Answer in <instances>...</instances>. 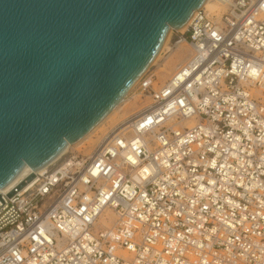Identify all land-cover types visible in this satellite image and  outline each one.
I'll list each match as a JSON object with an SVG mask.
<instances>
[{"label":"built area","instance_id":"obj_1","mask_svg":"<svg viewBox=\"0 0 264 264\" xmlns=\"http://www.w3.org/2000/svg\"><path fill=\"white\" fill-rule=\"evenodd\" d=\"M212 1L91 154L0 190V264H264V0Z\"/></svg>","mask_w":264,"mask_h":264},{"label":"water","instance_id":"obj_2","mask_svg":"<svg viewBox=\"0 0 264 264\" xmlns=\"http://www.w3.org/2000/svg\"><path fill=\"white\" fill-rule=\"evenodd\" d=\"M204 1L0 0V188L85 136Z\"/></svg>","mask_w":264,"mask_h":264},{"label":"rangeland","instance_id":"obj_3","mask_svg":"<svg viewBox=\"0 0 264 264\" xmlns=\"http://www.w3.org/2000/svg\"><path fill=\"white\" fill-rule=\"evenodd\" d=\"M175 33L176 31L173 28V30H171L170 38L164 52L160 57H158L159 59L156 57L157 61L155 59V62L153 61V63L149 67L153 68L156 73V85L163 84L165 81H167L176 70V67L180 65L178 63H182V59L187 57L189 54L190 47L187 43L180 46H171ZM136 85L137 84L131 87L127 95L133 90ZM124 100L125 98L118 104L119 106L116 109L111 111V113L95 129H93L94 131H91V133L88 134L87 137H85L79 143H76L77 141L75 143H72V146L68 151L69 154L79 153L80 155H84L85 153H88L94 143L99 141L104 131H108L121 120L135 113L137 110L144 106V103L146 101V99L141 98L140 96L135 94L134 91L131 92L126 101ZM107 212L112 216L111 210H108Z\"/></svg>","mask_w":264,"mask_h":264},{"label":"bare ground","instance_id":"obj_4","mask_svg":"<svg viewBox=\"0 0 264 264\" xmlns=\"http://www.w3.org/2000/svg\"><path fill=\"white\" fill-rule=\"evenodd\" d=\"M211 3H213V4H211ZM202 7H206L207 9H209V10H211V11H213V12H218L219 14L220 13H222V12H224L225 11V9H226V4L223 2V1H218V2H215V1H212V0H205L204 1V3L202 4ZM218 8V9H217ZM191 19V18H190ZM190 19L185 23V25L182 27V28H180L179 30L180 31H184L185 29H186V27H187V25H188V23H189V21H190ZM171 30H173V28L171 27V29H170V32H169V34H168V36H167V38H166V40H165V42H164V44H163V46H162V48L159 50V52L157 53V55L154 57V59L151 61V63L149 64V66L145 69V71L150 67V65L153 63V61L156 59V57L158 58V57H160L161 56V54L164 52V50H165V47L167 46V43H168V41H169V38H170V34H171ZM159 59V58H158ZM186 59V58H185ZM184 59V60H185ZM156 61H157V59H156ZM155 62V61H154ZM181 64V63H180ZM178 67H176V69H177ZM145 71L137 78V80L134 82V84L131 86V87H133L135 84H137L138 83V81H139V79L141 78V76L145 73ZM136 87V86H135ZM134 87V88H135ZM134 88H133V90H134ZM131 89V88H130ZM129 89V90H130ZM129 90L126 92V94H125V96H124V98H125V100H126V97L133 91H131L128 95H127V93L129 92ZM123 98V99H124ZM123 99H121L120 101H118L114 106H113V108H111V110L105 115V117L98 123V124H96L85 136H83L81 139H79V141H77L76 143H79L80 141H82L85 137H87L88 136V134L89 133H91V131H94L93 129H95L110 113H111V111H113L114 109H116L119 105V103L121 102V101H123ZM124 100V101H125ZM142 108V107H141ZM140 108V109H141ZM139 109V110H140ZM138 111V110H137ZM106 133H107V131H104V133H103V135L105 136L106 135ZM102 135V136H103ZM102 136L100 137V139L102 138ZM99 139V140H100ZM98 142V141H97ZM97 142L96 143H94V145L92 146V148L90 149V151L88 152V153H85L84 155L86 156V155H89V154H91V152H92V150H93V148H94V146L97 144ZM71 146H72V143H68V146L66 147V149L59 155V156H57L56 158H54L51 162H53V161H55V160H57L59 157H61L62 155H64L65 153H67L68 151H69V149L71 148ZM51 162H49V163H51ZM49 163L48 164H46L45 166H43V167H41V168H39L38 170H33L29 165H25L23 168H22V170L15 176V178L14 179H12L7 185H5L3 188H0V190H9L11 187H13V185L15 184V183H17L18 181H20V180H22V179H24V178H27L31 173H34V172H42V171H44L46 168H47V166L49 165ZM26 180V179H25ZM34 180V179H33ZM32 180V181H33ZM32 181H30V182H28V184L29 183H31ZM109 209H106V211L101 215V219L103 220V221H105L106 220V217H111V215L107 212Z\"/></svg>","mask_w":264,"mask_h":264},{"label":"crops","instance_id":"obj_5","mask_svg":"<svg viewBox=\"0 0 264 264\" xmlns=\"http://www.w3.org/2000/svg\"><path fill=\"white\" fill-rule=\"evenodd\" d=\"M187 57H188V56H187ZM187 57H185V58H187ZM185 58H184V59H185ZM184 59H182V62L184 61ZM180 63H181V62H180ZM180 63H178V64H180Z\"/></svg>","mask_w":264,"mask_h":264}]
</instances>
